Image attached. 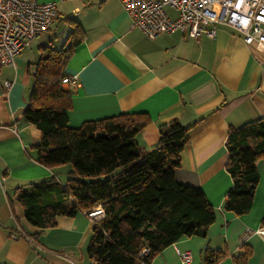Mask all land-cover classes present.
<instances>
[{
	"label": "crops",
	"instance_id": "obj_1",
	"mask_svg": "<svg viewBox=\"0 0 264 264\" xmlns=\"http://www.w3.org/2000/svg\"><path fill=\"white\" fill-rule=\"evenodd\" d=\"M37 1L56 4L57 18L49 32L60 28L68 35L67 21L84 32L65 68L67 76L77 77L75 86L63 88L72 96L67 114L70 127L144 113L150 122L136 140L146 149L157 143L160 129L172 121L190 128L175 179L204 194L214 222L204 237L182 238L150 264H181L182 252L192 255L190 264H203L206 248H225L235 257L242 245L251 249L246 264H264V235L257 233L264 228L260 225L263 160L256 162L259 182L250 212L238 217L223 210L232 185L225 171L227 129L264 118V47L246 45L240 34L222 25L214 26V38L202 35L195 40L174 33L150 40L132 26L119 0ZM164 11L170 19L177 18L172 9ZM40 37L12 65L0 66V264H92L85 252L93 228L90 219L80 213L56 217L53 228L34 238L38 229L24 220L14 198L18 189L30 183L51 177L63 183L58 176L69 171L64 166L50 170L35 161L33 148L40 144V133L21 116L39 48L54 44L38 43ZM219 264L232 262L228 258Z\"/></svg>",
	"mask_w": 264,
	"mask_h": 264
},
{
	"label": "trees",
	"instance_id": "obj_2",
	"mask_svg": "<svg viewBox=\"0 0 264 264\" xmlns=\"http://www.w3.org/2000/svg\"><path fill=\"white\" fill-rule=\"evenodd\" d=\"M60 48L42 46L34 66L30 94L22 111L25 123L40 133L35 161L47 169L69 166L66 179L56 177L27 184L15 193L24 220L38 229L35 238L55 226L56 217L87 215L98 207L103 217L93 222L86 246L92 264H150L163 249L182 238L204 237L214 212L204 194L180 184L175 171L187 143L189 127L172 121L146 149L137 135L150 118L121 114L83 122L72 128L68 111L72 96L61 86L65 68L84 32L72 21ZM225 171L232 185L223 210L243 216L252 209L259 182L256 162L264 161V118L228 127ZM260 225L264 227V214ZM144 248L148 255H140ZM251 249L242 245L231 257L223 249L202 254L203 264H246Z\"/></svg>",
	"mask_w": 264,
	"mask_h": 264
},
{
	"label": "built area",
	"instance_id": "obj_3",
	"mask_svg": "<svg viewBox=\"0 0 264 264\" xmlns=\"http://www.w3.org/2000/svg\"><path fill=\"white\" fill-rule=\"evenodd\" d=\"M132 26L153 40L159 35L180 33L198 40L215 36V25L228 27L242 36L246 45L264 47V0H119ZM177 13L170 19L164 9ZM57 18L53 2L0 0V66L12 65L16 56L38 37L49 32ZM76 76L63 78L64 88L75 86ZM9 87L8 82H4ZM93 222L103 217L101 208L85 215ZM264 235V228L257 231ZM140 255H148L144 248ZM181 264H190L189 252L179 254ZM73 264V263H72Z\"/></svg>",
	"mask_w": 264,
	"mask_h": 264
},
{
	"label": "rangeland",
	"instance_id": "obj_4",
	"mask_svg": "<svg viewBox=\"0 0 264 264\" xmlns=\"http://www.w3.org/2000/svg\"><path fill=\"white\" fill-rule=\"evenodd\" d=\"M66 34H62L61 29L58 28L57 30L53 31V32H49L47 35H44L42 37H40L37 42L38 43H43V44H47L48 41H52L54 44L52 45L53 48H60L66 38ZM33 52H37V47L34 48ZM64 167H68L69 166H64ZM63 171H65L64 169L66 168H62ZM62 174V173H61ZM58 178H60L61 180H65L66 179V173L59 175Z\"/></svg>",
	"mask_w": 264,
	"mask_h": 264
}]
</instances>
